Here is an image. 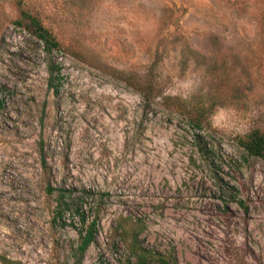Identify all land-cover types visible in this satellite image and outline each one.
I'll return each instance as SVG.
<instances>
[{
	"label": "rangeland",
	"instance_id": "374dc122",
	"mask_svg": "<svg viewBox=\"0 0 264 264\" xmlns=\"http://www.w3.org/2000/svg\"><path fill=\"white\" fill-rule=\"evenodd\" d=\"M23 1L61 50L0 0V264H134L133 239L178 264H264V161L236 143L264 133V0ZM179 102L204 104L215 167ZM49 189L96 216L82 256Z\"/></svg>",
	"mask_w": 264,
	"mask_h": 264
},
{
	"label": "trees",
	"instance_id": "16d2710c",
	"mask_svg": "<svg viewBox=\"0 0 264 264\" xmlns=\"http://www.w3.org/2000/svg\"><path fill=\"white\" fill-rule=\"evenodd\" d=\"M26 3L23 0H16V6L19 9V16L13 22L14 26L22 32L34 38L41 46L42 50L50 54L54 51H60L61 45L48 28H46L37 14L31 13L28 9L23 8ZM48 72L50 78L48 80V87L53 88L56 93L57 87L54 81L58 78L60 70L56 66L49 65ZM178 100L177 98L165 97L163 101ZM175 113L181 116L185 123L188 125L192 133V143L198 155L210 165L215 167L216 163H220L215 145L206 141L205 135L208 134L206 129V117L208 115L204 104H200L199 108L191 109L184 102L176 104ZM237 146L242 150L247 158H258L264 161V133L259 130H253L243 137H238L236 140ZM41 162L45 165L44 154L41 152ZM224 189V188H221ZM225 191L232 195L233 188L225 187ZM49 193L57 192L56 207L54 211V221L62 226L68 225L63 220V215L72 212L78 219L79 224L82 226L84 234L81 236L80 244L77 248L78 255L82 256L87 248L94 242L96 235L97 219L96 216L89 222L87 220L86 212L81 203L70 196H65L63 190H48ZM131 254L134 257V264H178L172 259H166L159 253L147 251L133 239L129 244Z\"/></svg>",
	"mask_w": 264,
	"mask_h": 264
}]
</instances>
